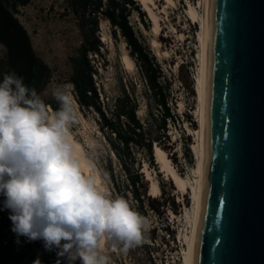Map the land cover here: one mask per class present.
I'll return each mask as SVG.
<instances>
[{"label": "rangeland", "instance_id": "rangeland-1", "mask_svg": "<svg viewBox=\"0 0 264 264\" xmlns=\"http://www.w3.org/2000/svg\"><path fill=\"white\" fill-rule=\"evenodd\" d=\"M199 1L174 0V3L170 4L165 0H155L158 7L161 9L164 7V11H160L159 8L154 9L160 19V29L157 34L152 31L149 14L144 11L139 1H137L138 5L146 14V24L139 21L135 11L129 16L131 24L161 68L162 84H168L169 104L175 118L167 122V136L162 138L159 147L169 157L176 171L191 182L194 176L192 168L196 163V157L192 152V143L195 142L192 132L198 128L196 118L198 95L194 86L198 74L197 54L200 43L197 34L200 26L198 21L188 16L187 8L188 4H192L200 12ZM14 14L27 31L36 57L45 66L46 78L38 94L45 99V102H55L51 98V90L58 84L69 82L68 77L71 73L69 57L76 53L82 42L77 18L71 12L68 0H29L26 5L18 6ZM97 35L102 42L99 49L101 54L90 53L88 57L96 68L93 78L100 99L105 103L110 102L117 95L120 83H123L128 90L134 86L139 101L138 116L146 118L148 110L157 115L154 102L146 96L148 91L137 65L134 62V67L129 69L122 61L123 54H129L124 39L119 35L114 37L109 22L102 17L98 20ZM153 39L158 41L157 47L152 45ZM4 60H6V48L0 43V71ZM77 107L80 112V123L73 128V136L82 144L85 151L93 154L96 174L101 184L113 197L118 196L112 188V182L104 166L98 164L102 162V165H105L103 160L108 153V147L98 129L97 116L92 111L83 112L78 104ZM186 143H188L187 148H185ZM187 151L191 155L190 161ZM155 159L154 157V168L149 167L146 160H142L141 170L147 169L159 186V193L151 197L159 201L166 199L167 203L160 207L161 215L151 209H147L145 214L138 211L151 220V227L145 234V242L127 254H122L119 250L106 249L112 264H184L183 250L186 245L183 235L190 230L184 213L185 210L190 211L192 195L190 189L186 192L179 191L172 181L164 176ZM112 161L116 173L120 174L113 157ZM142 174L145 180L146 173ZM146 182L150 184V181ZM9 237L11 243L0 242V264H25L23 259H19V255L26 252L34 253L40 260L46 259L44 253H41L42 241H34L28 248L25 238L21 237L18 245L12 231ZM47 257L48 262L49 260L51 262V257Z\"/></svg>", "mask_w": 264, "mask_h": 264}, {"label": "water", "instance_id": "water-1", "mask_svg": "<svg viewBox=\"0 0 264 264\" xmlns=\"http://www.w3.org/2000/svg\"><path fill=\"white\" fill-rule=\"evenodd\" d=\"M0 43L28 86L42 63L3 0ZM191 264H264V0H210Z\"/></svg>", "mask_w": 264, "mask_h": 264}, {"label": "clouds", "instance_id": "clouds-1", "mask_svg": "<svg viewBox=\"0 0 264 264\" xmlns=\"http://www.w3.org/2000/svg\"><path fill=\"white\" fill-rule=\"evenodd\" d=\"M71 82L54 86V110L14 73L0 81V211L26 242L56 251V264H112L145 242L151 220L96 174L93 154L74 140L80 112ZM33 264H41L37 258Z\"/></svg>", "mask_w": 264, "mask_h": 264}, {"label": "trees", "instance_id": "trees-1", "mask_svg": "<svg viewBox=\"0 0 264 264\" xmlns=\"http://www.w3.org/2000/svg\"><path fill=\"white\" fill-rule=\"evenodd\" d=\"M3 1L13 13L17 12L18 6H24L29 2V0ZM68 5L77 18L82 39L76 53L69 57L71 73L68 81L75 86L74 96L80 110L92 111L97 116L98 129L108 147V153L103 160L105 165H102V162L98 164L101 167L104 166L115 193L127 199L135 210L145 214L147 209H151L161 215L160 207L165 206L167 200L159 201L147 195L149 185L140 170L142 160H146L147 165L154 168L153 146L154 144L161 145L162 138L167 136V122L173 120L175 115L169 104L168 84L163 85L160 80L161 68L129 20V16L135 11L139 21L145 25L146 14L136 0H68ZM101 17L109 22L114 37L119 35L124 39L129 56L137 65L145 82L148 91L146 96L156 106L157 115L148 110L146 118L138 116L139 101L134 86L128 90L123 83H120L117 95L110 102L105 103L100 99L93 78L96 68L88 55L90 53L101 54L99 49L102 42L97 35L98 20ZM6 74L11 75L12 71L7 60H4L1 65L0 81ZM45 78V66L42 64L37 68L36 79L30 87L35 88L38 93L43 87ZM46 103L50 104L54 110L58 107L53 101ZM188 118L190 119L189 116ZM185 145L187 148L188 143ZM187 154L190 161L191 155L188 151ZM111 155L119 167L120 174H117L113 167ZM3 199L4 197L0 196V207H2ZM11 227L9 212L0 211V242L11 243L9 237ZM32 243L26 242L28 248L32 246ZM41 251L51 257V262L56 264L58 257L55 250L48 252L42 246ZM19 259L33 263L36 256L34 253L26 252L21 253ZM62 264L65 262L62 261Z\"/></svg>", "mask_w": 264, "mask_h": 264}, {"label": "bare ground", "instance_id": "bare-ground-1", "mask_svg": "<svg viewBox=\"0 0 264 264\" xmlns=\"http://www.w3.org/2000/svg\"><path fill=\"white\" fill-rule=\"evenodd\" d=\"M139 1L140 5L143 6L144 11L148 12L149 18L152 22V31L154 33H158L160 29L159 18L157 14L154 12L155 8H159L160 11H164V7L162 9L157 6L155 0H137ZM167 3L173 4L174 0H165ZM199 5L201 11L198 12L197 9L192 5L188 4L187 13L188 16L194 20L199 22L200 31H198V40L200 43V49L198 52V74L196 76V88L197 98H198V107L196 110V118L198 121V128L193 130V134L195 137V142L192 143V152L196 157V163L194 168H192V172L194 174L193 181L191 182L188 178L184 177L183 175L179 174L175 167L172 166V163L166 153L159 147L158 144H154L153 146V155L156 158V162L159 164L161 172L164 173L175 187L178 188L181 192L189 191L192 195V206L189 210H185L184 217L186 218L190 230L188 233L183 235V240L185 242L186 247L183 250V260L184 264H191V255L194 243V236H195V229L199 211V204H200V196H201V189H202V152H203V79H204V59H205V52H206V41H207V30H208V18H209V7H210V0H200ZM152 45L157 47L158 41L156 39L152 40ZM124 53V52H123ZM163 54L165 55L166 52L164 51ZM122 61L126 65L127 68L131 69L134 67V61L129 56V54L124 53L122 57ZM189 130H191L189 128ZM74 140L79 143L82 147V144L75 139ZM83 149V147H82ZM84 150V149H83ZM94 161V160H93ZM95 168L96 163L94 161ZM142 173H146V181H150L148 187V195L156 196L159 193V186L157 181L152 178V174L148 172L147 169L141 170ZM97 173V172H96ZM98 177V174H97Z\"/></svg>", "mask_w": 264, "mask_h": 264}, {"label": "flooded vegetation", "instance_id": "flooded-vegetation-1", "mask_svg": "<svg viewBox=\"0 0 264 264\" xmlns=\"http://www.w3.org/2000/svg\"><path fill=\"white\" fill-rule=\"evenodd\" d=\"M42 66V64L41 65H38V66H36V70H37V68L38 67H41ZM36 79V78H35ZM34 81V80H33ZM33 81L28 85L29 87L30 86H33ZM41 253H42V251H41ZM45 255V258L46 259H43V260H41V264H53L52 262H50V260H49V262H48V260H47V255L46 254H44ZM36 259H37V257H36ZM25 264H33V263H27L26 261H25Z\"/></svg>", "mask_w": 264, "mask_h": 264}]
</instances>
